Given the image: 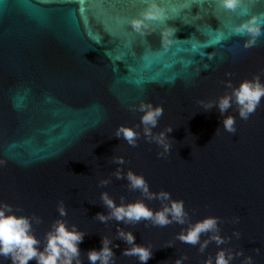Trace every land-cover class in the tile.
<instances>
[{"label": "water", "instance_id": "obj_1", "mask_svg": "<svg viewBox=\"0 0 264 264\" xmlns=\"http://www.w3.org/2000/svg\"><path fill=\"white\" fill-rule=\"evenodd\" d=\"M156 2L164 18L148 21L151 32L141 36L127 20L145 0H0V201L40 217L33 231L41 241L57 219L76 225L86 233L79 245L82 264H89L87 250L100 248L101 236L118 245L115 264H139L121 255L128 245L115 239L117 222L94 218L106 212L101 191L117 203L121 196L125 202L143 199L126 180L111 176L117 167L112 157L122 156L123 171L143 175L152 191L183 200L190 221L216 216L221 235L239 233L221 247L242 249L254 264H264V98L247 120L235 105L225 113L235 117V134L221 129L215 135L222 127L218 110L203 111L198 103L230 92L227 80L236 86L260 74L264 83V36L244 49L231 31L249 15L264 19V0H241L235 11L219 0ZM162 27L175 29L167 47ZM221 33L225 38L211 43ZM141 100L163 107L154 134L172 128L164 158L157 155L160 147L144 140L140 113L131 110ZM118 125L141 131L136 147L113 136ZM102 178L110 183L98 186ZM144 202L161 207L158 200ZM119 226L133 233L136 244L152 248L147 264H172L181 254L188 257L185 264H204L217 247L211 242L201 253L198 245L176 240L187 225ZM0 264L10 261L0 257Z\"/></svg>", "mask_w": 264, "mask_h": 264}, {"label": "clouds", "instance_id": "obj_2", "mask_svg": "<svg viewBox=\"0 0 264 264\" xmlns=\"http://www.w3.org/2000/svg\"><path fill=\"white\" fill-rule=\"evenodd\" d=\"M240 3L241 0H219L220 6L228 11H235ZM163 18L164 9L157 4L156 0H145V7L136 16L128 19L127 25L133 32L145 36L151 32L148 21H161ZM231 31L241 38L242 48H252L256 46L258 39L264 36V19L255 14L249 15L247 19L235 24ZM174 34L175 29L171 27L160 28V41L163 47L173 43ZM207 67L205 65V70ZM224 83L225 87L231 90L230 92L217 97L214 102H198L203 111H208L213 107L218 110L222 127L217 128L215 135L221 129L226 133L235 134V117L230 114L225 115L233 105L236 106L239 118L247 120L261 105L262 98H264V83L261 82L260 74L253 75L251 79L241 80L236 86H233L230 80ZM131 110L140 113L139 127L144 140L160 147L162 151L157 155L164 158L171 148L167 133H170L172 128L168 127L156 134L153 133V129L157 127L163 115V107L141 100L138 104L131 106ZM141 131L126 125H118L113 136L124 140L131 147H136ZM4 163L0 160V166ZM111 163L117 165L111 176L118 180H126L127 187L132 191H138L143 197V199L125 202L124 197L121 196L117 203L108 191H101L99 194V201L106 212H97L94 218L102 224H107L109 221L117 222L115 239H120L128 245L122 249L121 255L134 256L139 264H147L152 256V248L136 244L133 233L121 228L120 223L135 225L143 221L146 225L150 224L152 227L160 228L176 223L187 225L184 230L176 233L175 239L181 243L193 247L198 245L197 250L201 253L209 243H215L217 246L215 254L208 255L204 264H231L234 258L241 256L244 257L242 264H254L253 257L245 255L242 249L233 253L232 250L221 247L233 237L239 239V233L233 231L231 237L221 235L219 217L205 216L192 222L185 210L183 200L173 199L171 193L164 189L152 191L143 175L134 173L131 169L123 171L120 167L124 164L122 156L112 157ZM109 183V178H102L98 186H107ZM145 200H158L161 202V207L152 209L145 204ZM57 212L60 217L67 215L63 201L58 202ZM39 223L40 217L25 216L20 214L19 209L14 211L12 205L0 201V257L10 261V264H28L31 260H35L36 264H82L79 245L83 242L86 233L74 224L69 226L64 220L57 219L50 225L41 241L33 231V224ZM205 234L207 238L201 239V236ZM171 246V244L166 245V247ZM114 247L118 245L113 244L112 239L101 236L100 248L89 249L85 253L87 261L89 264H115V254L112 250ZM254 251L259 254L260 249L257 248ZM187 259V256L181 254L172 261V264H185Z\"/></svg>", "mask_w": 264, "mask_h": 264}, {"label": "snow or ice", "instance_id": "obj_3", "mask_svg": "<svg viewBox=\"0 0 264 264\" xmlns=\"http://www.w3.org/2000/svg\"><path fill=\"white\" fill-rule=\"evenodd\" d=\"M81 2H83V0H81ZM225 37L223 36V34L221 33L217 39L211 41V43H219L222 39H224Z\"/></svg>", "mask_w": 264, "mask_h": 264}]
</instances>
